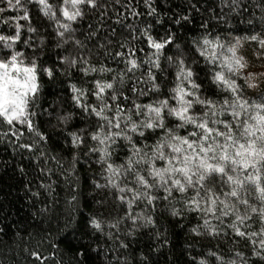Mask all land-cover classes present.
Segmentation results:
<instances>
[{"label":"snow or ice","instance_id":"6c2138e0","mask_svg":"<svg viewBox=\"0 0 264 264\" xmlns=\"http://www.w3.org/2000/svg\"><path fill=\"white\" fill-rule=\"evenodd\" d=\"M207 2L0 0V142L38 174L34 190L16 167L25 191L44 215L62 183L67 226L80 168L99 170L89 178L98 210L84 222L96 247L82 246L77 264L92 254L95 264H131L132 242L147 230L153 251L168 244L161 217L189 216L194 238L227 246L210 245L195 264H264V92L248 95L264 73L248 71L240 52L255 45L264 59V0ZM193 14L199 34L183 43L171 27L156 31L166 21L183 29ZM43 79H60L70 108L44 107ZM59 242L41 234L28 256L56 264Z\"/></svg>","mask_w":264,"mask_h":264},{"label":"trees","instance_id":"16d2710c","mask_svg":"<svg viewBox=\"0 0 264 264\" xmlns=\"http://www.w3.org/2000/svg\"><path fill=\"white\" fill-rule=\"evenodd\" d=\"M183 2L184 0H172L171 6L175 9L177 4ZM201 4L205 7L209 6L207 0H201ZM193 15V23L183 29L170 25L166 21L163 26H156V31L162 34L165 28L171 27L177 32L178 42L183 43L192 36L199 34L201 16ZM38 22L37 19H33L34 25ZM21 23L24 22L21 21ZM234 26L240 29L246 27V25H239L235 22ZM240 34L242 35L243 32L241 31ZM199 74L203 78L204 73L200 71ZM41 83L43 98L46 100L45 108L51 111V107L57 105L66 108L71 107V101L67 98L68 93L64 90L65 86L60 82V79L55 82H48L43 79ZM248 95L255 97L258 94L253 95L249 91ZM124 155L123 150L118 151L117 159L119 160ZM20 164L26 167L29 173L27 180L32 181L35 190L38 174L31 168V162L27 159H21L20 155L14 154L6 143L0 142V228H4L6 224L9 225L8 228L0 231V264H35V261L28 256L27 250L35 246L41 234H50L53 239L60 241L58 251L55 254L56 264H77L74 256L77 251L81 250L82 246L91 243L93 248L96 247L93 238L84 234L86 231L84 222L89 215L98 210V206L91 198L93 193L89 180L93 172L99 171L98 168L95 165L91 169L86 166L80 168L82 189L80 203L77 209L73 210V222L65 226L70 205L65 203L64 185L61 183L55 189L53 197L47 200L48 211L44 215H40L38 210L44 208L45 204L33 200L30 194L25 191L24 184L27 180L15 172L16 167ZM97 196L106 199L107 208H113L111 198L105 193H98ZM44 199L43 196L40 198V200ZM195 223V218L191 216L180 221V223H175L170 217H161L160 227L167 235L168 244L153 251L152 249L157 248V242L151 230H147L145 234L140 235L132 242L130 254L134 258L131 260V264H136L141 253L148 257V264H189L190 261L195 264V261L201 259L198 254L204 253L206 255L210 245L214 250L227 252V246L223 244L220 245L219 249L215 248L217 241L194 238L189 229ZM241 247L243 246L241 245ZM47 254L48 252L45 251V255ZM88 264H95L94 254H92Z\"/></svg>","mask_w":264,"mask_h":264},{"label":"rangeland","instance_id":"374dc122","mask_svg":"<svg viewBox=\"0 0 264 264\" xmlns=\"http://www.w3.org/2000/svg\"><path fill=\"white\" fill-rule=\"evenodd\" d=\"M241 54L244 55L245 59L248 61L249 68L248 71L253 73H264V59H258L255 53V45L244 44L243 48L240 50ZM260 79L264 81V76ZM264 92V83L261 84L260 88L255 90H250V94H258Z\"/></svg>","mask_w":264,"mask_h":264}]
</instances>
